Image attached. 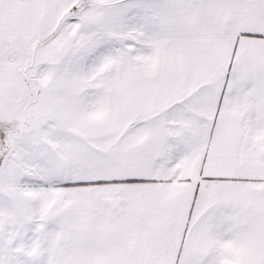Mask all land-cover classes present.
<instances>
[{"label":"snow or ice","instance_id":"snow-or-ice-1","mask_svg":"<svg viewBox=\"0 0 264 264\" xmlns=\"http://www.w3.org/2000/svg\"><path fill=\"white\" fill-rule=\"evenodd\" d=\"M0 264H264V0H0Z\"/></svg>","mask_w":264,"mask_h":264}]
</instances>
